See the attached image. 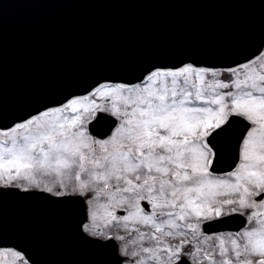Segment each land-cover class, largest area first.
I'll list each match as a JSON object with an SVG mask.
<instances>
[{
	"label": "snow or ice",
	"instance_id": "obj_1",
	"mask_svg": "<svg viewBox=\"0 0 264 264\" xmlns=\"http://www.w3.org/2000/svg\"><path fill=\"white\" fill-rule=\"evenodd\" d=\"M239 55L101 75L0 114V195L61 207L94 264H264V32ZM0 264L38 261L0 228Z\"/></svg>",
	"mask_w": 264,
	"mask_h": 264
},
{
	"label": "water",
	"instance_id": "obj_2",
	"mask_svg": "<svg viewBox=\"0 0 264 264\" xmlns=\"http://www.w3.org/2000/svg\"><path fill=\"white\" fill-rule=\"evenodd\" d=\"M262 32L264 0H0V114L152 63L231 64ZM0 228L28 242L38 264L99 259L64 210L39 196L0 195Z\"/></svg>",
	"mask_w": 264,
	"mask_h": 264
}]
</instances>
